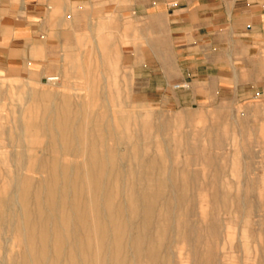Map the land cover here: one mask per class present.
I'll return each mask as SVG.
<instances>
[{"label": "rangeland", "instance_id": "374dc122", "mask_svg": "<svg viewBox=\"0 0 264 264\" xmlns=\"http://www.w3.org/2000/svg\"><path fill=\"white\" fill-rule=\"evenodd\" d=\"M96 40L0 75V264H264V44L183 104Z\"/></svg>", "mask_w": 264, "mask_h": 264}, {"label": "crops", "instance_id": "0c3cea01", "mask_svg": "<svg viewBox=\"0 0 264 264\" xmlns=\"http://www.w3.org/2000/svg\"><path fill=\"white\" fill-rule=\"evenodd\" d=\"M84 36L117 38L124 66L151 93L188 82L185 104L230 60L259 51L264 0H0V75L42 69Z\"/></svg>", "mask_w": 264, "mask_h": 264}, {"label": "built area", "instance_id": "2783aa9c", "mask_svg": "<svg viewBox=\"0 0 264 264\" xmlns=\"http://www.w3.org/2000/svg\"><path fill=\"white\" fill-rule=\"evenodd\" d=\"M175 89H187L189 88V83L188 82H182L174 85Z\"/></svg>", "mask_w": 264, "mask_h": 264}, {"label": "bare ground", "instance_id": "6f19581e", "mask_svg": "<svg viewBox=\"0 0 264 264\" xmlns=\"http://www.w3.org/2000/svg\"><path fill=\"white\" fill-rule=\"evenodd\" d=\"M53 79H56V78H49V80H53Z\"/></svg>", "mask_w": 264, "mask_h": 264}]
</instances>
